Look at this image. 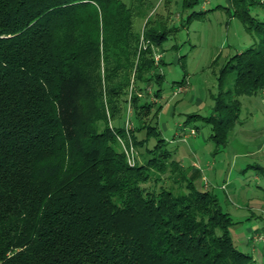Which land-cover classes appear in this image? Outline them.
Listing matches in <instances>:
<instances>
[{
    "label": "trees",
    "instance_id": "16d2710c",
    "mask_svg": "<svg viewBox=\"0 0 264 264\" xmlns=\"http://www.w3.org/2000/svg\"><path fill=\"white\" fill-rule=\"evenodd\" d=\"M203 2L182 0L188 21L209 10L195 8ZM229 2L253 42L221 70L220 84L231 73L232 85H220L206 117L218 145L237 121L239 96L264 91V0ZM152 7L150 0H0V264L251 259L233 244L231 218L215 194L193 185L149 124L161 106L151 115L140 93L127 98L130 86L146 92L143 84H160L156 49L176 34L168 15L147 17L138 29L136 19ZM127 106L135 118L128 134L148 154L144 163L126 161L106 124L108 112L116 121ZM126 134L115 124V135ZM167 167L187 193L141 185L149 168Z\"/></svg>",
    "mask_w": 264,
    "mask_h": 264
},
{
    "label": "rangeland",
    "instance_id": "374dc122",
    "mask_svg": "<svg viewBox=\"0 0 264 264\" xmlns=\"http://www.w3.org/2000/svg\"><path fill=\"white\" fill-rule=\"evenodd\" d=\"M123 1L129 4L131 0ZM150 1L151 10L143 11L136 19L138 29L147 17L168 15V22L177 30L156 49L158 60L161 57L160 84L154 80L143 84L146 92L130 86L127 98L140 93L151 104V115L161 106L149 124H155L168 141L173 158L185 168L187 176H194L193 185L215 194L222 211L231 218L233 244L251 257L247 264H264V91L239 96V115L225 145L216 144L210 137L211 123L206 120L221 86L225 89L232 85L231 73L225 74L220 84L223 66L233 54L249 46L253 36L238 17L230 14L229 0H204L195 8L209 10L189 21L190 10H184L182 0ZM158 88L160 94L155 96ZM106 122L114 134L113 144L116 139L119 149L131 147L134 164L144 163L148 154L143 146L136 147L128 134L135 123L130 107L116 121L108 112ZM115 124L124 127L125 138L115 135ZM102 125V121L97 122L98 127ZM145 137V132L138 134V138ZM154 143L155 138L150 136L146 146L150 148ZM148 173V180L141 185L149 191H157L160 186L175 187L181 193L188 191L186 181L179 175L173 174L176 181L169 179L168 167L163 173L149 168Z\"/></svg>",
    "mask_w": 264,
    "mask_h": 264
},
{
    "label": "built area",
    "instance_id": "2783aa9c",
    "mask_svg": "<svg viewBox=\"0 0 264 264\" xmlns=\"http://www.w3.org/2000/svg\"><path fill=\"white\" fill-rule=\"evenodd\" d=\"M155 60H158V55H155ZM178 90V89H177ZM176 90V91H177ZM179 90H181V88L179 87ZM178 90V91H179ZM123 143V142H122ZM124 148V152L126 154V157H127V162L130 164V165H133L134 164V155H133V149L130 147L129 149L127 147H123Z\"/></svg>",
    "mask_w": 264,
    "mask_h": 264
}]
</instances>
